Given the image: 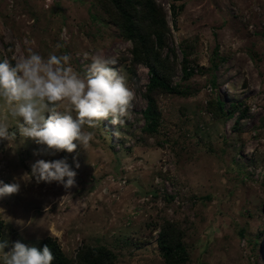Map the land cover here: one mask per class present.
Listing matches in <instances>:
<instances>
[{
    "label": "rangeland",
    "instance_id": "1",
    "mask_svg": "<svg viewBox=\"0 0 264 264\" xmlns=\"http://www.w3.org/2000/svg\"><path fill=\"white\" fill-rule=\"evenodd\" d=\"M155 1L170 25L172 82L184 93L156 95L159 127L150 133L142 115L147 68L129 72L131 44L95 0H0V60L32 48L66 53L83 71L86 56L114 57L135 91L123 126L109 118L86 127L93 139L72 153L19 134L10 144L0 139V186L20 185L0 197L4 251L17 240L42 249L50 236L68 258L106 246L116 256L110 264H164L156 240L168 221L181 232L183 264H264V0ZM172 2L182 6L174 22ZM214 98L232 105V115L214 116ZM37 159H66L75 186L36 183Z\"/></svg>",
    "mask_w": 264,
    "mask_h": 264
},
{
    "label": "clouds",
    "instance_id": "2",
    "mask_svg": "<svg viewBox=\"0 0 264 264\" xmlns=\"http://www.w3.org/2000/svg\"><path fill=\"white\" fill-rule=\"evenodd\" d=\"M62 47L55 46L57 50ZM85 59L89 62L83 71L72 66L66 53L44 56L32 48L22 57L0 60V139L10 144L19 134L46 150L72 153L78 144L84 148L93 139L86 127L97 128L109 118L114 126H123L130 117L135 91L113 67L118 58L94 55ZM76 175L66 159H37L31 164L36 183L56 182L69 189L75 186ZM19 187L16 182L3 184L0 197L18 193ZM6 247L8 241H0V264H52L55 259L47 245L38 249L17 240L8 251Z\"/></svg>",
    "mask_w": 264,
    "mask_h": 264
},
{
    "label": "trees",
    "instance_id": "3",
    "mask_svg": "<svg viewBox=\"0 0 264 264\" xmlns=\"http://www.w3.org/2000/svg\"><path fill=\"white\" fill-rule=\"evenodd\" d=\"M100 10L114 25L119 35L130 42L129 72L134 66L143 65L147 68L148 82L143 92L146 107L142 112L143 129L154 133L158 130L160 113L157 106L158 93L183 94L173 85L172 76L176 65L175 50L169 47L171 40L170 25L164 7L155 0H95ZM171 3L169 7L172 22L176 19L179 9ZM180 61L183 77L189 78L193 70L187 65V54L183 49ZM127 58H125L126 60ZM210 112L216 116L232 115L231 107L225 109L224 102L214 98L208 102ZM2 222L0 221V235ZM164 264H183L187 261V251L182 242L181 232L171 222H164L156 240ZM47 245L55 259L52 264H110L116 256L106 246H85L76 252L74 258H68L57 243L56 238L46 237L41 247Z\"/></svg>",
    "mask_w": 264,
    "mask_h": 264
}]
</instances>
